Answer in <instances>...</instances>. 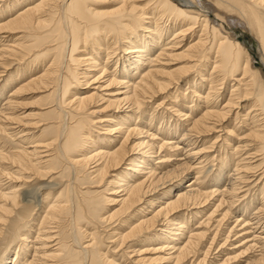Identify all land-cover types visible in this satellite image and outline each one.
I'll return each mask as SVG.
<instances>
[{
	"label": "bare ground",
	"instance_id": "bare-ground-1",
	"mask_svg": "<svg viewBox=\"0 0 264 264\" xmlns=\"http://www.w3.org/2000/svg\"><path fill=\"white\" fill-rule=\"evenodd\" d=\"M240 27L258 42L261 64L238 36ZM195 30L197 41L177 52ZM0 40V264H123L119 254L133 264H186L207 238L193 233L188 220L210 207L201 226L223 212L200 260L205 264L236 203L235 222L251 230L231 225L221 246L237 234L253 237L219 264H264V183L259 198L240 202L242 185L264 175V0H0ZM179 58L182 65L173 68L170 61ZM184 81L204 107L193 103L201 110L196 115L176 109L186 130L176 142L158 141L148 128L154 121L151 112L146 116L148 100ZM226 84L230 96L219 104ZM27 94L36 95L25 102ZM232 118L248 132L237 133L243 145L231 156L250 145L254 152L245 150L248 157L241 155L234 169L226 167L228 155L215 158L214 172L228 175L212 177L208 189L201 181L214 166L197 160L208 159L216 143L195 144L217 128L234 135ZM175 123L162 134L175 135ZM180 149L184 158L171 160L169 152ZM189 178L195 181L185 186ZM30 179L46 180L30 189L45 187L39 210L20 192ZM141 243L160 245L136 249Z\"/></svg>",
	"mask_w": 264,
	"mask_h": 264
},
{
	"label": "rangeland",
	"instance_id": "rangeland-1",
	"mask_svg": "<svg viewBox=\"0 0 264 264\" xmlns=\"http://www.w3.org/2000/svg\"><path fill=\"white\" fill-rule=\"evenodd\" d=\"M198 30V29H197ZM197 30H195L194 32L195 33H191L190 31L189 32H186V34H185V36L181 39V44L182 45H179V47L177 48V52H181L183 49H185L187 46H189L192 42H195V41H197V39L199 38V34H200V32H196ZM192 34V35H191ZM237 34H238V36L241 38V40L243 41V42H246V44L249 46V48L251 49V51L253 52V54H254V56L256 57V60H254V62H256V64H261V59H260V48H259V44H258V42L256 41V39L249 33V32H245V31H242L241 30V27L238 29V32H237ZM3 35V34H2ZM1 35V37L3 38V36ZM192 36V37H191ZM172 37L173 36H169L168 38L167 37H165V41L162 43V45L164 44V43H166V42H169L171 39H172ZM191 37V38H190ZM193 38V39H192ZM195 38V39H194ZM187 39H188V41H187ZM3 40V39H2ZM6 41H4V42H10L11 40H12V38L11 37H9L8 39H5ZM191 40V41H190ZM193 40V41H192ZM1 41V40H0ZM183 41V42H182ZM190 42V43H189ZM3 44V43H2ZM188 44V45H187ZM161 45V46H162ZM186 45V46H185ZM171 46V45H170ZM183 47H185V48H183ZM182 59L181 58H179L178 60H171L170 61V64H171V66H173V68H175V67H178V66H180V65H182V63L181 62H183V61H181ZM184 60V59H183ZM14 66V67H13ZM13 67V68H12ZM17 67V64L15 63V64H13V65H11L10 66V68H8V70L6 71V72H3L4 74V76H6V75H8L9 73H10V71L11 70H13V69H15ZM208 66H206V72L209 70V68H207ZM12 68V69H11ZM196 77V79H198V73H193V74H191V77ZM25 78H27V77H23V78H20V79H17L16 81H14V83L13 84H17L18 82L19 83H21L20 81H22V80H24ZM1 80V79H0ZM182 84H180V85H178V87H177V85L175 86L174 84L173 85H171V87H169V94H171V97H165L166 95H167V92H168V90L167 91H163L162 93H160V94H158L157 93V96L156 97H154V98H152V99H149L148 100V107H147V110H146V116H151L150 114L152 113V114H154V121H153V123H152V125L151 126H148V128L150 129V133L152 132V133H157V140L158 141H162V139L163 138H165V139H167L166 137H168V139L167 140H169V142H176L179 138H180V136H179V134H181L183 131H185L186 130V126H187V124H188V122H186V123H182L183 122V117H181L182 118V121H181V118L178 116L179 115V113L180 112H187V111H191V110H193L194 111V113L195 112H197V114L199 113V111H201V110H198V108L196 107V105H200V109L201 108H203L204 107V104L203 103H199V97H195L194 95H193V93L192 92H190V91H192V89L190 88V86H189V84H186V82L184 81V82H181ZM232 83H234V82H231V84ZM3 84V83H2ZM230 84V85H231ZM96 85H98V84H94V85H92V86H90V87H88L89 88V90H91L90 92L92 93V92H95L96 90L95 89H93V88H95V86ZM227 85V84H226ZM222 86V88H221V95L222 96H220L218 99H217V101H218V103L220 104V102L222 101L223 102V104L226 102V100H227V98L230 96V93H231V86L230 85H227V86ZM187 86V87H186ZM186 87V88H185ZM227 87H229V88H227ZM177 88H179V89H177ZM109 90V89H108ZM185 90V91H184ZM227 92H226V91ZM110 91H107L106 92V94H108ZM185 92H187L186 94H185ZM183 94H185L186 95V97L185 98H183L182 96H183ZM192 94V95H191ZM223 94H225V95H223ZM35 95L36 94H27V95H25L27 98H25V102H30L32 99H34L35 98ZM203 95H204V93H203ZM106 96V95H105ZM108 96V95H107ZM172 96H173V98H172ZM192 96H193V98H192ZM6 97V96H5ZM5 97H3V99H5ZM189 98V99H188ZM191 99V100H190ZM196 99V100H195ZM221 99V100H220ZM195 100V101H194ZM4 101V100H3ZM3 101H1V103L0 104H2L3 103ZM184 101V102H183ZM180 102V103H179ZM187 104H186V103ZM197 102V103H196ZM221 102V103H222ZM162 103V104H161ZM164 103V104H163ZM193 103H195V104H193ZM186 104V105H185ZM191 104V105H190ZM146 105V106H147ZM177 105V106H176ZM183 105H184V107H183ZM192 107H190V106ZM175 106V107H174ZM187 106V107H186ZM202 106V107H201ZM1 107V106H0ZM247 107V106H246ZM150 108V109H149ZM180 108V109H179ZM187 108V109H186ZM189 108V109H188ZM176 109H179L180 110V112L179 113H177L175 110ZM191 109V110H190ZM195 109V110H194ZM239 109H240V107H239ZM198 110V111H197ZM248 110V111H247ZM244 113H248L249 115L251 114L249 111V109H247ZM149 112H151V113H149ZM165 113V114H164ZM191 113V112H190ZM246 113V114H247ZM194 115H196V113L194 114ZM253 115V114H252ZM193 116V115H192ZM179 117V118H178ZM179 120H178V119ZM191 118V117H190ZM164 119V120H163ZM172 120V121H171ZM178 121V123L180 124L179 125V127H177V135L175 134V135H172V134H170V135H166L165 134V136H164V134H162L163 132H161L160 130H162L163 131V129L166 127V128H171V127H175L174 125L176 124L175 122H177ZM168 121V122H167ZM173 121H175V122H173ZM180 121V122H179ZM236 121V122H235ZM237 121L238 120H236L235 118H232V125H230L229 126V128H233V126H235L236 124H237ZM156 122V123H155ZM163 122V123H162ZM160 123V124H159ZM167 123V124H166ZM170 123V124H169ZM174 123V125H172ZM153 124L154 125H156V126H153ZM161 125V126H160ZM168 125V126H167ZM169 125H170V127H169ZM239 125V126H238ZM153 126V127H152ZM183 126V127H182ZM99 127V128H98ZM155 127V128H154ZM238 127V130L236 129ZM102 127H101V125H99V126H97L96 128H95V134H97V133H99V131L101 132L102 131V129H101ZM148 128H146V129H148ZM160 128V129H159ZM172 128V129H173ZM236 128H235V133H234V135H232V136H229V134L226 132V130H222L221 128H217V130H215L214 132H212L210 135H206V137L204 138H198V140H197V144H195V145H199V148H202L203 147V143H206V145H204V146H208V145H211L210 143H216V144H214L215 146L213 147V149L212 150H215V151H208L207 150V152L206 153H208L207 155H209V154H211L210 155V157H208V159H206V158H204L205 160H203L202 158H199V160H197V162H199V161H201L202 160V162H203V164L202 165H207V167H210V166H212V164H213V166H214V170H213V173H211L210 174V176L207 178V179H205V180H202L201 182H204V185L208 188V189H213L214 187H212V186H214V182L212 181L211 182V178L212 177H214V176H224L225 177V175H228V174H222V175H219V174H217V172H214L215 170H217L218 169V167H219V163H218V160H216L218 157H219V155H228V159H229V162H228V165L226 166L228 169L230 168V169H234L235 167V165L236 164H238L237 162L244 156V157H246L247 155H249V154H247V152L248 153H253L254 152V149H252V145H250V147H248V149H247V147H246V151L244 150V151H242V154L241 153H237L235 156H231V152L230 151H234V148H236L237 146L236 145H243V143H241V139H239L238 140V138L239 137H242V135L241 136H238L237 137V133H239V132H242L243 134H246L248 131V127H245V126H241L240 127V124H237L236 125ZM160 132H159V131ZM219 130H222V131H219ZM246 130V131H245ZM180 131V132H179ZM225 131V132H224ZM159 133V134H158ZM227 134V136H226V134ZM162 134V135H161ZM221 134V135H220ZM159 135V136H158ZM221 136V137H220ZM223 136V137H222ZM227 137H229V141H230V143H232V145H229V146H226V142H225V144H224V142L223 141H225L224 139H226ZM161 138V139H160ZM211 138V139H210ZM218 138V139H217ZM236 138V139H235ZM172 139V140H171ZM209 139V140H208ZM216 139V140H215ZM231 139V140H230ZM214 140V141H213ZM238 142H237V141ZM198 141H200V142H198ZM210 141V142H209ZM216 141V142H215ZM233 141V142H232ZM235 142H237V143H235ZM219 143V144H218ZM241 143V144H240ZM234 144V145H233ZM194 145V146H195ZM184 146V148H185V145H182V147ZM221 146H223V147H221ZM181 147V146H180ZM229 147V148H228ZM233 147V148H232ZM188 148V147H187ZM187 148H185V149H187ZM191 148H193V146H191ZM217 148H220V149H217ZM250 148V149H249ZM184 149V150H185ZM210 149V150H211ZM228 149V150H227ZM252 149V150H251ZM184 150H183V152H181L182 151V149H180V152L179 151H177V152H174V153H172V152H169V154L171 155L172 154V157L174 158H172L171 156H170V158H172L171 160H174V161H179L178 160V158H184V156L182 155L183 153H184ZM220 151V152H219ZM223 151V152H222ZM252 151V152H251ZM218 152V153H217ZM206 153H203V154H206ZM178 154V155H177ZM217 155V156H216ZM241 155H242V157H241ZM200 157V156H199ZM225 157V156H224ZM248 157V156H247ZM170 158H169V160H170ZM216 158V159H215ZM201 159V160H200ZM213 159H215V160H213ZM258 158H256L255 160H257ZM211 160V161H210ZM252 161H254V159L252 160ZM171 162V161H170ZM226 169V168H225ZM264 170V168L262 169V171ZM261 170H259V172L258 173H260V172H262ZM260 178V179H259ZM50 180V179H49ZM49 180H47V181H49ZM250 181H247L248 183H244V185H242L243 186V188L241 189V191H240V202L241 201H249L250 199H252L253 197L254 198H259L260 197V190H259V187H261V186H263V183H264V175L262 176L261 175V177L259 176V177H257V176H253V177H251L250 179H249ZM46 180L44 179V180H41V183H37V181L35 180V179H30V182L28 183V185H30V186H27V184L25 185V186H23V187H21L20 188V192H22V194L24 193V195H23V199L26 201V202H29V203H34L35 205H36V210H39V208L41 207V202H39V203H35L36 202V198H38V197H41V195H42V193H45V191L43 190V189H45V187L44 186H42V188H41V190L40 191H37V190H30L31 188H33V187H39L40 185H42L43 184V182H45ZM193 181V182H192ZM194 181H195V179L193 180H191V178H189L188 180H184L183 181V184L185 185V186H188L189 184H192V183H194ZM185 182V183H184ZM192 182V183H191ZM260 182V183H259ZM212 183V184H211ZM247 184V185H246ZM210 185V186H209ZM24 189V190H23ZM248 189V190H247ZM249 189H251V191L249 190ZM43 190V191H42ZM243 190V191H242ZM259 192V193H258ZM111 193V192H110ZM258 193V194H257ZM260 194V195H259ZM255 195V196H254ZM258 195H259V197H258ZM51 196V195H50ZM108 196H111V194H108ZM249 197V198H248ZM248 198V199H247ZM237 205H238V203H236L235 204V207H234V212H233V214L232 215H234V217L236 216V214H237ZM210 209V207H208L203 213H201L200 215V217H197V218H195V219H189L188 220V222H189V225L191 226V230H192V232L193 233H199V232H206V236H207V238L204 240V244L202 245V250H201V254L199 253V254H197L198 256H195V258L196 259H194V257L192 258V256H191V258H190V260L188 261V262H186V264H190V262H191V260H192V262H194V264H204V263H201L200 262V260L202 259V255L204 254V252L207 250V246H209L210 244H211V240H212V238H213V236L215 235V232L217 231V221H216V218H219V219H217L218 221L221 219V212H223L222 210H220L217 214H215L214 215V217H213V219L212 220H210L211 222L207 225V224H205V225H203L202 224V226H201V223L200 222H202V221H205V220H207V217H208V214H210L211 213V209ZM35 210V211H36ZM37 212V211H36ZM205 214V215H204ZM38 215V213L36 214V216ZM237 215H239V213L237 214ZM36 216H35V218H36ZM204 218H203V217ZM234 217H232V218H230V221H225L224 223H225V227L223 226L221 229L219 228V230H218V236H217V238H219V239H217L216 238V240H215V245L213 244V251H212V254H210V257H209V259H208V261H206L205 262V264H215V262H216V264H219L221 261L223 262V260H225L227 257H230V256H233V255H235V254H237V253H239V251L241 252L242 251V249H244V247H243V245L242 246H240L239 244H241V243H243L244 241H245V239H250V238H252L253 237V235H250V236H247L246 238L245 237H243V236H241V237H237L239 234H237V235H234V236H232L231 237V239L228 241V243L226 244V245H222L221 246V243H223L224 242V239H225V237L228 235V229H230V228H232V226L234 225V231H238V232H241L242 231V229H243V231L245 230V231H249V229L251 230V228H247V229H244V227L246 228V226H244V223H240L239 224V222H235V220H236V217L234 218ZM34 219V218H33ZM32 219V220H33ZM32 220L30 221V223L33 225V222H32ZM215 221V222H214ZM233 223H232V222ZM194 222V223H193ZM197 222V223H196ZM230 223V224H229ZM235 223H236V225H235ZM192 224V225H191ZM196 224V225H195ZM210 224H214V225H210ZM227 225V226H226ZM232 225V226H231ZM240 225V226H239ZM242 225V226H241ZM31 226V225H30ZM200 226V227H199ZM206 226V227H205ZM208 226V227H207ZM216 226V227H215ZM227 227V228H226ZM236 227L238 228V230L236 229ZM242 229H241V228ZM212 229V232H211V234H210V232L208 231V230H211ZM223 229H226V230H223ZM34 230V229H33ZM35 231V230H34ZM220 231H221V233H220ZM222 231H223V233H222ZM242 231V232H243ZM260 231V230H259ZM252 232H253V230H252ZM209 233V234H208ZM220 233V234H219ZM233 235V234H232ZM222 236V237H221ZM250 237V238H249ZM209 238V239H208ZM223 238V239H222ZM239 239H242L241 241H239ZM223 240V241H222ZM208 241V242H207ZM238 241V242H237ZM230 242V243H229ZM233 242H236L234 245H230L231 243H233ZM251 242V241H250ZM249 242V244H251ZM19 243H21L20 241H19ZM244 244V243H243ZM248 244V245H249ZM53 245V244H52ZM130 245H133L134 246V244L133 243H131ZM149 245V246H148ZM153 245V246H152ZM160 244L159 243H149V244H144V243H141V244H139V246H137L136 247V249H139L140 248V250H145L146 248H153V247H158ZM205 245V246H204ZM235 245L238 247H235ZM216 246V247H215ZM222 248H221V247ZM231 246H234V248L232 247L231 248ZM133 248L134 247H131V248H128L127 249V251H128V253L130 254V257H132V258H137V257H135L136 255H135V253L134 252H132L133 251ZM231 248V249H230ZM236 248V249H235ZM15 249L16 248H12V250H11V253H10V255H12V258H14L15 257ZM234 249V250H233ZM132 250V251H131ZM205 250V251H204ZM223 250V251H222ZM228 250V251H227ZM256 250V251H255ZM255 250L254 251H251V252H256L257 254L260 252L259 250H260V246L259 247H256L255 248ZM236 251V252H235ZM259 251V252H258ZM251 252H249V254H252ZM14 253V254H13ZM226 253V254H225ZM234 253V254H233ZM255 253V254H256ZM14 255V256H13ZM120 255V256H119ZM118 256H116L115 258H117L118 259V261L119 262H123V264H131L132 262V260H130L129 258H126V257H124V258H126L124 261H123V257H121L122 255L121 254H119ZM228 255V256H227ZM253 255V254H252ZM222 257V258H221ZM131 258V259H132ZM245 257H242V262H245ZM122 260V261H121ZM197 261H199V262H197ZM221 262V263H222ZM239 262H241V261H238V262H236V264H238ZM133 264V263H132ZM134 264H135V262H134ZM136 264H137V262H136ZM149 264V263H148ZM152 264H154V263H152ZM165 264H171V263H168V262H166Z\"/></svg>",
	"mask_w": 264,
	"mask_h": 264
}]
</instances>
